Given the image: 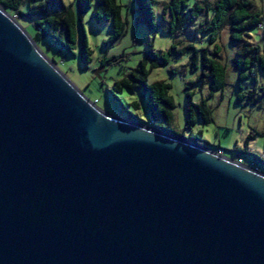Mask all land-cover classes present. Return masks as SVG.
Returning <instances> with one entry per match:
<instances>
[{
  "label": "water",
  "instance_id": "1",
  "mask_svg": "<svg viewBox=\"0 0 264 264\" xmlns=\"http://www.w3.org/2000/svg\"><path fill=\"white\" fill-rule=\"evenodd\" d=\"M0 264H264V173L103 111L0 6Z\"/></svg>",
  "mask_w": 264,
  "mask_h": 264
},
{
  "label": "rangeland",
  "instance_id": "2",
  "mask_svg": "<svg viewBox=\"0 0 264 264\" xmlns=\"http://www.w3.org/2000/svg\"><path fill=\"white\" fill-rule=\"evenodd\" d=\"M167 0H156L153 4L155 21L164 22L163 4ZM196 0H186L187 6ZM203 1V0H201ZM213 1V0H209ZM121 14L125 20V31L116 40L110 41L111 26L109 19L100 21L89 17V11L82 17V26L92 49L91 58L84 65L79 56L81 42V25L76 11L75 0H62V5H51L48 10L60 11L71 6L75 15L76 38L73 52L53 41L49 36H39L36 44L42 52L78 87L87 97L103 111L118 116L129 117L134 112L148 121L146 112V93L141 87L129 89L123 87L117 100L110 92L116 79L129 76L132 68L145 58L146 80L148 83L163 79L170 84L169 93L174 100L172 109L173 125L178 132L187 135L191 130L185 127L186 90L191 91L195 102L205 101L210 107L212 120L204 122L198 118L192 130H200L208 147L255 167L264 173V94L260 87L264 85V71L256 69V76L249 75L237 84L238 70L233 64L238 43L230 39L229 29L224 27L217 43L219 54L214 51V44L209 42L208 33L197 30L201 20L207 15L199 13L182 31L170 34L161 28L148 29L140 20L135 0H118ZM253 8L260 12L263 27L252 26L247 29L245 38L260 51H264V0H251ZM25 5H22V8ZM16 19L17 17L13 15ZM32 36L39 29L30 16L17 19ZM158 51L170 48L165 63L153 65L154 58L147 56L145 50L148 42ZM173 46V47H171ZM193 46L207 49L208 56L218 59L225 67L224 84L220 89L211 90L208 77L202 74V55L198 50L196 63L191 62ZM125 53L117 62H105L104 57ZM130 77V76H129ZM243 92L238 99L237 94ZM135 102L134 105L132 102ZM123 103V104H122Z\"/></svg>",
  "mask_w": 264,
  "mask_h": 264
},
{
  "label": "trees",
  "instance_id": "3",
  "mask_svg": "<svg viewBox=\"0 0 264 264\" xmlns=\"http://www.w3.org/2000/svg\"><path fill=\"white\" fill-rule=\"evenodd\" d=\"M156 0H135L136 10L140 20L148 29L161 28L170 34H176L188 25L192 18L201 12L208 15L199 22L197 30L208 33L209 42L214 44V51L219 54L220 46L217 40L224 27L229 29L230 39L238 43V48L233 59V64L238 70L237 84L241 87V80L247 76H256V69L264 71V51H260L258 45H254L245 38L247 29L258 26L261 23L260 12L253 8L251 0H196L192 5L187 6L186 0H167L163 4L164 22L155 21L153 4ZM62 5V0H0V6L15 15L30 16L33 23L39 27L32 37L36 41L39 36H49L53 41L59 42L62 47L73 52L76 38V22L74 11L67 6L60 11H49L51 5ZM25 5V8L21 6ZM76 11L81 25L80 60L87 65L91 58L92 49L82 26V17L89 11V17L100 21L109 19L111 34L109 40L118 39L125 31V20L121 14V4L118 0H75ZM260 27V26H258ZM263 27V26H261ZM173 47V46H171ZM198 50L202 55V74L208 77L210 89H220L224 84L225 67L218 59L208 56L207 49H199L193 46L192 63H196ZM147 56L154 58L153 65L165 63L170 54V48L163 51L154 49L149 41L145 50ZM125 56V53L104 57L105 62H117ZM145 58L132 68L129 76L116 79L113 82L110 92L121 101L118 92L123 87L134 89L141 87L146 93V112L148 121L142 120L138 114L127 110L132 119L144 121L150 125L163 130L185 135L193 141L208 145L200 130L193 131V125L200 118L204 122L212 120L211 109L204 100L195 102L192 99L191 91L186 90L185 127L191 131L178 132L173 125L172 109L174 100L169 93L170 84L163 80H155L148 83L146 80L147 70L144 63ZM260 93L264 94V85L260 87ZM243 92L237 94L241 98ZM134 105L136 103L132 102ZM123 104V103H122Z\"/></svg>",
  "mask_w": 264,
  "mask_h": 264
},
{
  "label": "built area",
  "instance_id": "4",
  "mask_svg": "<svg viewBox=\"0 0 264 264\" xmlns=\"http://www.w3.org/2000/svg\"><path fill=\"white\" fill-rule=\"evenodd\" d=\"M258 26H260V27H261V26H262V25H261V23H260V24H258ZM217 151L221 153V152H222V149H218Z\"/></svg>",
  "mask_w": 264,
  "mask_h": 264
}]
</instances>
